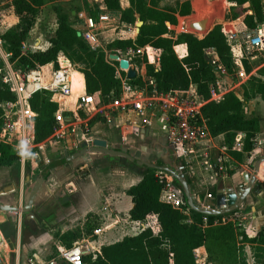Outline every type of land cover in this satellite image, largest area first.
Segmentation results:
<instances>
[{
    "label": "trees",
    "instance_id": "1",
    "mask_svg": "<svg viewBox=\"0 0 264 264\" xmlns=\"http://www.w3.org/2000/svg\"><path fill=\"white\" fill-rule=\"evenodd\" d=\"M119 1L104 0L106 10L109 14L120 13L125 23H135L136 15L140 18L143 24L135 40H115L108 44L106 51L92 50L69 24L67 15L55 9L57 25L54 36L49 40L50 46L24 52L23 45L44 0H14L11 8L0 10V38L10 54L13 68L28 70L37 65L54 63L55 69H58V56L63 54L78 67L74 69L83 74L86 93L107 101L111 95L119 92L122 83L117 74L118 62L110 61L106 53L148 46L160 66L155 71L144 59L147 75L152 81L147 84V91L168 93L194 87L208 101L201 107V115L209 134L212 137L222 136L229 150L236 136L244 134L243 151L249 153L253 146L252 139L261 132V127L258 117L248 115L247 104L252 93L264 100V68L260 73L263 79L252 78L248 88H242L241 96L230 92L218 101H209L211 84L224 74L209 62L206 50L214 49L226 71L235 73L230 46L222 28L216 25L202 38L189 32L167 37L170 33L168 24L176 26L177 15L191 14L188 1L178 4L176 8L158 9L154 7V0H149V3L147 0H129L130 8L127 10L121 9ZM228 1L233 4L229 9V19L237 32H246L264 22V0ZM93 17L97 19V16ZM181 43L187 47V56L183 59H179L173 50L174 45ZM176 52L183 56L185 47H176ZM244 65L247 68L246 61ZM120 75L125 81L143 87L136 77L126 79L122 71ZM72 81L71 94L76 96L83 91V80L78 73H73ZM51 96L49 92L41 91L28 101V108L36 114L33 120L34 138L38 143L54 134L59 127L55 116L58 105L51 100ZM14 100V94L7 85L2 84L0 102ZM18 159L8 145L0 143V166H10ZM178 162L183 166L182 161ZM186 181L190 184L187 177ZM260 186L264 189V183ZM177 192L181 198L176 197ZM126 193L133 203L130 220L142 223L148 215H155L160 231L155 234L150 228H145L137 235L125 236L103 245L96 257L90 253L83 255V264H197L194 250L202 246L206 249L208 261L214 264H241L239 245L242 242L261 247L262 252L254 256L257 260L255 264H264V234L253 238L240 234L235 221L225 219L235 211L224 215H207L191 209L180 183L177 180L168 183L164 173L143 168L140 181ZM75 240L76 235L69 232L60 237L65 246H71Z\"/></svg>",
    "mask_w": 264,
    "mask_h": 264
},
{
    "label": "crops",
    "instance_id": "2",
    "mask_svg": "<svg viewBox=\"0 0 264 264\" xmlns=\"http://www.w3.org/2000/svg\"><path fill=\"white\" fill-rule=\"evenodd\" d=\"M67 1L73 2L74 5H76L70 11V15L72 16V19H74L73 22L70 20L69 15L64 12L61 6L53 3L54 7H52L51 0H44L42 6H50L54 9V12L55 9H59L65 13L68 17L69 24L74 29H76L80 35L89 29L88 20L92 18L95 22V26L92 31L96 34L97 38L101 35L103 37V35L107 33L108 35L106 36H110L111 38L109 42H101L100 38H98L100 43L98 49L106 51V45L112 43L115 40H135L139 33L137 29V23L135 25L134 23L123 22L120 18V13L114 12L109 14L106 10L104 0ZM119 3L122 10H127L130 8L129 0H120ZM226 3L228 7L233 5L228 0H226ZM92 14L97 16V19L94 18ZM102 15H108L110 19L103 22L100 20V16ZM193 17L194 16H191V14L187 16L177 15V20L180 18L187 19L188 28L191 22L197 20H193ZM136 20H140L137 15ZM104 23L112 24L113 27L111 29L98 32V26H101ZM229 24H231V28L228 34L223 29L222 30L225 32L226 38L227 35L231 34V32L235 33V37L232 41L227 40L230 46L232 61L235 66V73L229 74L227 72L224 74V77L218 78L211 84V96L209 101H218L227 94L226 93L220 97L222 93L220 92L219 87L222 82H225L226 77L229 75L234 77L240 75L242 77L241 81L238 83L240 85H235L237 88H234L232 91H230L236 93L239 96L242 95V88L244 86L248 88V83L252 78L263 79V76L260 73L264 68V61H261L258 67H252V61L255 58V55L260 52H255L251 55L244 54L242 58H238L241 54V43L238 35L241 33L236 31L231 20L229 21ZM181 25L182 22H179L178 27L183 30L184 28H182ZM172 27L175 26L168 24V28L170 30ZM33 28L31 29L29 35L32 34ZM129 28H133L134 30H129ZM113 32L114 36L111 34ZM182 32H189L200 38L203 37V35L191 32L189 29ZM166 36L171 37L168 36V34ZM1 46L3 52L6 53L7 51L3 45V42ZM178 46L185 47V54L183 56H179L176 52V47ZM139 48H145V52L142 55V58H140L142 62L140 61L138 63L139 65H136L135 63L133 64L130 59L127 60L136 72V79L141 80L147 86L146 83H148L147 81L150 80V77L147 75V68L144 58L148 59L149 63L155 59V71L159 69L160 64L158 59L150 53V48L148 46ZM173 50L179 59H183L187 56V47L185 44H176L173 46ZM126 51L109 54H118L121 58H125L122 54ZM233 53L236 56V62L233 58ZM109 54L106 53L107 56H109ZM214 55L218 58L216 51L213 49L209 56L213 57ZM62 58L67 57L63 54H60L58 56V61ZM5 59L13 67V64L10 62V57ZM244 61H246L248 64L247 68L244 65ZM52 68L55 69L54 63L45 65L46 71H51ZM120 71L125 72L126 74V71ZM73 73H78L82 77L83 91L76 96H72V94H70L68 97L63 99L58 97L52 98L51 96V100L57 103V112L63 113L67 111L70 113V116L65 118L69 121H67L66 125L71 126L70 135L74 134L76 137L78 136V139L71 140L69 138H63L62 140L54 143L51 148H45L44 151H42V156H40V160L44 163V167L47 163L64 157L65 153H68L69 155L75 154L82 148V143L84 141H86L88 145H92V140L94 138L105 140L110 148H125L132 156L135 154V152L140 150V160L143 162L148 161V157L151 152H163L159 158L154 156L152 163L156 166L165 167L171 170H175L177 167H182L184 178L186 179L187 177L190 181V189L197 196H200L201 204L206 209L218 208L215 200V194H217L218 191L217 189L227 188L230 186L234 187L235 190L243 188L245 186L243 174L246 172L248 173L249 178H254L250 192L247 198L240 204L238 209L235 210L236 213L227 216L225 219L234 220L239 233L245 234L248 238L256 237L260 233L264 234V189L260 186L264 183V100L260 95L252 93L247 104L248 115L258 117L261 127V132L256 135L254 139H252L253 146L249 153H245L243 151L245 142L244 134H238L236 136L230 150L225 144L224 138L222 136L212 137L209 134L208 139L197 148L196 154L191 155L189 160H184L175 158L171 148L166 143L165 124L163 122L164 114L161 112V110H159L160 107L157 104V101L160 99L159 95L155 94L154 92L149 93L147 89L144 88L145 86H143L141 89L133 87L134 89H131L133 97L131 100H127L130 103V107L125 110H120L118 105L122 104V101L125 99L121 86L119 92H122V96L119 97L120 99H118L119 92L114 95V100L117 99V101H114V116L108 117V115L105 114L107 117V121L105 123L96 122L91 125V127H89L88 125L91 124L92 121V114L88 115L87 111H93L95 109L97 110V106L95 102L92 105L93 107L88 105L90 108L87 111H84L83 115L81 110L79 111L76 109V104L78 103L79 97L88 94L86 93L83 74L75 70L72 64L70 68L71 93ZM125 78L128 79L127 77ZM151 82L152 81H150L149 84H151ZM189 89H192L191 91L196 92V89L192 86ZM238 89L241 90V93H237V91H239ZM196 94L202 106L208 102L197 92ZM97 97L101 98L100 96ZM95 98L96 97H94V99ZM131 102L145 103L146 107L145 109H142V111H136L132 107ZM149 103H151V106H148ZM112 105L113 104H109L106 105V107ZM83 124H85L84 127H87L85 131L82 129ZM142 128H146L144 135L141 133ZM28 129L30 132V137H32L34 140V121L30 124ZM54 133H57V130ZM137 139H139V142L141 143H139ZM6 145L10 147L12 152L18 155L19 159H27L26 155L25 157H22L12 145ZM169 155L175 158L174 163H172L173 165H170V167L167 161ZM122 160L123 157L119 155L114 156L102 152H88L83 156L74 159L68 164L52 169L36 193L34 202L30 208L32 209V214L34 216V218L31 219L35 224H38L39 220L41 219H50L53 225L60 226L61 234L70 231L72 229V223L70 222L81 217H86V219L90 217L102 220L103 226L101 228H97L94 231L96 235H99L98 237H101L100 235L102 234H105L107 237L111 232L110 230L112 227H114V236L116 234H122V236L117 240L104 244L102 243V246L119 241L125 236L137 235L145 228H150L155 234H157L160 231V226L155 215H148L146 221L142 223L130 220L129 213L133 208V203L131 197L126 192L131 186L140 181L143 173H140L139 171H143V168L135 167V165L129 160H127L125 163ZM31 161L33 163L34 160ZM176 161H182L183 166H180L179 162L176 163ZM5 168L7 171L1 170L2 174L3 176L6 174L8 179H10L11 175L10 171L8 170L10 167L0 166V169ZM156 172L158 174L164 173L168 183H171L175 180L166 172H161L158 170H156ZM16 188L20 189V195L15 199L16 205L19 206V203L21 204L20 206H22L23 203L25 205L27 199L25 198L24 185L20 183V187L17 185ZM14 190L15 189L12 191ZM12 191L0 192V196H4L8 193L11 194ZM176 197L181 198V195L177 192ZM162 199H164L163 195ZM7 203L8 202L6 201L1 206L7 207ZM10 207L12 206L10 205ZM17 217L22 218V216ZM8 221L7 215L0 216V257L2 254L6 260L5 262L0 259V264H10L8 256L12 253L16 254L18 252L20 249L19 243L22 239L21 222L18 221V224H15L11 221V224L8 225ZM67 223L69 224L67 225ZM29 230H34L37 232L38 228L31 227ZM10 231H13L12 234L14 236L9 233ZM106 237L104 239H107ZM14 239L16 241V247L14 250H12L9 242L10 240L12 241ZM102 241L103 240L101 239V242ZM93 243H95V241L91 243L89 242L88 246L93 247ZM57 246L58 244L56 247ZM61 246L65 245L62 244ZM239 246V257L241 255L242 260H245L247 264H250V260H255L254 254L251 256L247 254L248 249L252 248L253 245L242 242ZM100 248L101 247L95 249L100 251ZM194 253L197 264H214L208 261V255L205 247L202 246L195 249ZM35 257L39 259L37 255H35Z\"/></svg>",
    "mask_w": 264,
    "mask_h": 264
},
{
    "label": "rangeland",
    "instance_id": "3",
    "mask_svg": "<svg viewBox=\"0 0 264 264\" xmlns=\"http://www.w3.org/2000/svg\"><path fill=\"white\" fill-rule=\"evenodd\" d=\"M13 1L14 0H0V10H7L11 8ZM51 1H52V4H51L52 7H54L53 3L58 6H61L64 12L69 15L70 20L72 22L74 21V19H72V16L70 15V11L73 9V7L76 6L74 5L73 2H70L67 0H51ZM186 1H188L191 4V7H192L191 16H194L192 18L193 20L200 19L202 14L204 13H210L212 14V17L210 19L209 29L216 25H219L227 34L230 32L229 31L231 28V24H229L230 7H228L226 0H154L153 4L155 8L166 9V8H171V7L176 8L178 3L180 2L182 3ZM147 2L149 3V0H147ZM55 16L56 15H55L54 9L51 8L50 6H47V7L42 6L40 8V12L38 14L37 21L33 28L32 34L29 35L28 40H26L25 45L23 46L24 52L28 50H43L50 46L49 40L51 37L54 36L56 25H57ZM180 19H178L177 26L171 28L168 36H175V34H178V32L180 33L182 31H187L188 20L183 19V18L181 20ZM137 22L138 21L136 20L134 24L136 25ZM179 22H182L181 27L184 28L183 30H181L178 27ZM112 27H113L112 24L104 23L103 25L98 26L97 31L101 32L102 30L111 29ZM111 34H113L114 36V32ZM106 35H108V33L104 34L103 37L102 35L98 37L100 38L101 42L110 41L111 39L110 36L108 37ZM107 46L108 45H106L105 48H107ZM122 55L126 59H130V61H132L133 64L135 63L136 65H139L138 63L141 61L140 58H142L143 54L135 55L132 57L130 55H127L126 52H124ZM146 60L148 64L151 65L155 69V59L150 61V63L148 59ZM261 61H264V52H260L255 55V58L252 61V67H256V66L258 67ZM70 63L72 64L71 61ZM5 65H6L5 62H3L2 58L0 57V68L2 71H3V68L5 69ZM72 66L73 68H78L74 64H72ZM241 78L242 77L240 75L236 77L229 75L228 77H226L225 82H222L219 87L220 92L222 93L220 97H222V95L226 93H229L234 88H237L235 85H240L238 83L241 81ZM137 82H139L140 84L145 86L144 88H146V85L144 84V82H142L141 80H138ZM147 82L148 83L146 84H149L150 80H148ZM125 83L129 85L132 90L134 89L133 87H136L138 89L142 88L141 85L140 86L134 85L127 81H125ZM2 84H3V81H2V76L0 74V86ZM237 93H241V90L237 91ZM121 96H122V92L121 93L119 92L118 99H120L119 97ZM132 97L133 95H132L131 90L126 91L124 93L125 99L122 101L123 102L122 104L118 105V108H120V110L122 109L125 110L128 107H130V103L127 100H131ZM114 101H117V99L114 100V94L111 95L107 101H105L102 98L96 97L94 99V102L97 106V110L95 109L93 111H87L90 107H93V106L92 105H90V107L84 106L81 101H79L76 104V109L79 111L81 110L83 112L82 115L84 114V111H87L88 115L92 114L91 124L88 125L89 127H91V125H93L96 122L105 123L107 121V117L105 114H107L108 117L114 116ZM109 104L110 105L113 104V105L106 107V105H109ZM133 104L134 102H131L132 107L135 109ZM157 104L160 107L159 110H161V112L164 114V111H166V108H164L165 110H163L162 108V106H164L163 101L158 100ZM148 106H151V103H149ZM69 116H70V113L67 111L62 113L63 120L61 123H59V128L57 129V133H54L47 140H44L38 143L35 141V139L33 140L32 137L30 138L29 151L26 153L27 159L26 158L24 160L18 159L11 166H9L10 168H8V170L10 171V175H11L10 179H8L5 173H4L5 176H3L2 171H1V170L7 171V169L6 168L0 169V192H5V191L9 192L15 189L14 191H12L11 194L8 193L4 196H0V205H3L7 201L8 202L7 203L8 205H6L7 207L8 206L10 207L11 205L14 208L22 209L24 207V203L22 206H20L21 205L20 203H19V206H17L15 203V199L20 195V189H17L16 186L18 185L20 187V183L24 185L25 196H26L25 198L27 199L35 180L38 178V176L40 175L44 167V163L40 160V156H42V151H44L45 148H51L54 145V143L62 140L63 138H66V139L69 138L71 140L78 139V136L76 137V135L74 134L70 135L71 126L66 125L68 120H66L65 118ZM84 126L85 124L82 125V129L85 131L87 127H84ZM137 141L139 142V139H137ZM0 143H3V142L0 141ZM174 159L175 158L171 155H169V157L167 158L169 167L170 165H173L172 163H174L175 161ZM31 160H34L33 163ZM176 163L178 162L176 161ZM21 169H22V172H21ZM3 215H7L8 220H9L8 221L9 223H7L8 225L11 224V221L12 223H15V224L16 223L18 224V221L21 222L22 239L19 243L20 249L18 250L16 254L12 253L8 256L10 264H17V263L18 264H31L30 263L31 261L36 260L35 255H37L40 260H46L55 254L57 244L58 246L62 245V242L60 241V237L62 236L60 226L53 225L50 219H41L39 220L38 224H35L34 221L31 219V218H34L32 214V209H30L26 213L19 212L18 214H15L13 212L0 211V216H3ZM17 216H22V218H19ZM102 222H103L102 220H99L96 218L89 217L88 219H86V217H83V218L81 217L75 221L70 222L72 223L71 224L72 229L68 232L76 235L75 241H84V244L85 242L87 244L89 242L91 243L95 241V243H93L92 245L93 247H90V246L87 247V250H88L87 252L90 254H94L96 253L95 248L101 247L102 243L104 244L107 242H113L122 236V234H116L114 236V227H112L110 230L111 232L108 234L107 237L105 236V234H102L100 235L101 237H98L99 235H96L94 231L97 228L99 227L101 228L103 226ZM68 224L69 223H67V225ZM31 227L33 228L37 227L38 228L37 232L34 230H29ZM9 233H11V235L14 236L12 234L13 231H10ZM105 237L107 239H104ZM101 239L103 240L102 242H101ZM9 243H10L9 245L12 248V250H14L16 247L15 239L12 241L10 240ZM260 250H262L261 247L253 246L252 248L248 249L247 254L249 256H251L252 254L256 256L258 252H262ZM0 259L6 262L2 254H1ZM239 261L241 264H247L245 260H242L241 255H240ZM256 261H257L256 259L250 260L249 263L255 264Z\"/></svg>",
    "mask_w": 264,
    "mask_h": 264
},
{
    "label": "built area",
    "instance_id": "4",
    "mask_svg": "<svg viewBox=\"0 0 264 264\" xmlns=\"http://www.w3.org/2000/svg\"><path fill=\"white\" fill-rule=\"evenodd\" d=\"M108 15L100 16L101 21H108ZM89 29L81 34L83 41L92 49L97 50L100 46L96 34L92 31L95 22L92 18L88 20ZM129 30H134L129 28ZM235 33L227 35V40H233ZM240 38V56L251 55L255 52H264V22L256 28L248 30L238 35ZM2 40L0 39V57L5 62V69L0 68L3 84L7 85L14 94L15 100L0 102V141L12 145L16 151L25 157L29 151L30 132L29 126L33 122L36 114L28 108V101L32 96L41 91L49 92L53 97L65 98L71 94L70 68H60L51 71L45 70V65H37L28 70L14 69L5 58L10 57L8 52L2 50ZM213 49L206 50L209 62L220 72L226 74L227 71L215 55L210 57ZM145 48H130L127 55L135 56L144 54ZM120 53V52H119ZM236 62V56L233 53ZM120 68L117 67L118 77L121 79L122 91H130L131 87L125 83V79L120 76ZM152 83V82H151ZM188 89L185 91H171L168 93H156L159 95L164 106L163 122L165 124L166 143L171 148L173 156L177 159L189 160L190 156L196 154L197 148L201 146L209 137V131L205 119L201 115V103L195 91ZM132 92V90H131ZM84 106L93 105L94 97L91 95L80 96ZM136 111L145 109L146 104L134 102ZM56 120L61 123L62 113L56 112ZM146 123V121H145ZM17 139V140H16ZM160 177H162L160 175ZM88 243L75 241L71 246H57L55 254L46 259L31 261V264H83V255L87 254ZM100 254L96 250L94 257Z\"/></svg>",
    "mask_w": 264,
    "mask_h": 264
},
{
    "label": "water",
    "instance_id": "5",
    "mask_svg": "<svg viewBox=\"0 0 264 264\" xmlns=\"http://www.w3.org/2000/svg\"><path fill=\"white\" fill-rule=\"evenodd\" d=\"M212 17V14L210 13H204L202 14L201 18L191 22L188 26V29L191 32L200 34V35H206L211 29H209V25H210V19ZM143 22L141 20H138L137 22V29L139 31L140 27L142 26ZM110 61L113 62H118V67L123 70L126 71V77L128 79H133L136 76V72L134 70V68L130 65L129 61L125 58H121L118 54H109L108 56ZM59 66L60 68H71V63L69 61L68 58H62L59 59ZM146 132V128H142L141 129V133L144 135ZM88 152H102L105 154H110V155H114V156H122L123 157V162L125 163L127 160H129L130 162H132L135 167H141V168H153L156 169L158 171L161 172H166L168 175H170L172 178H174L175 180H177L181 187L184 190L185 193V197L186 200L190 206L191 209L195 210V211H199L201 213L207 214V215H224V214H229L235 210L238 209V207L240 206V204L247 198L250 189L253 185L254 182V178L248 177V173H244L243 174V180L245 183V186L243 188H239L237 190H235L234 187H227V188H220L217 189V194H215V200H216V204H217V209H206L202 206L201 204V198L200 196H197L191 189L189 184L187 183L186 179L184 178V174L182 172V167H177L175 170H171L165 167H161V166H156L152 163L154 156H156L157 158H159L163 152H151V154L148 157V161L147 162H143L140 160L141 158V151L138 150L137 152H135V154L130 155L128 153V150L125 148H121V149H114V148H110L108 146V143L103 140V139H99V138H94L92 140V145H88V143L86 141H84L82 143V148L76 152L73 155H69L68 153H65V156L57 159V160H53L49 163L46 164V166L43 168L42 172L40 173V175L38 176V178L36 179L29 195L26 201V204L24 205V207L22 209L19 208H14V207H5V206H1L0 205V211H6V212H13V213H26L30 210V208L32 207V204L34 202L36 193L38 192V189L40 187V185L44 182V180H46V178L49 175V172L61 165H65L70 163L71 161H73L76 158H79L81 156H83L85 153ZM140 173H143V171H139ZM0 241H1V237H0Z\"/></svg>",
    "mask_w": 264,
    "mask_h": 264
}]
</instances>
